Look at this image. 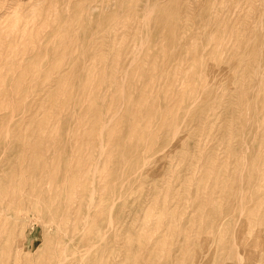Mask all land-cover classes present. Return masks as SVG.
Wrapping results in <instances>:
<instances>
[{"label": "rangeland", "instance_id": "rangeland-1", "mask_svg": "<svg viewBox=\"0 0 264 264\" xmlns=\"http://www.w3.org/2000/svg\"><path fill=\"white\" fill-rule=\"evenodd\" d=\"M0 264H264V0H0Z\"/></svg>", "mask_w": 264, "mask_h": 264}, {"label": "bare ground", "instance_id": "bare-ground-1", "mask_svg": "<svg viewBox=\"0 0 264 264\" xmlns=\"http://www.w3.org/2000/svg\"><path fill=\"white\" fill-rule=\"evenodd\" d=\"M23 40H24V39H23ZM23 65H24V64H23ZM19 72H20V71H19ZM55 77H56V76H55ZM55 77H54V78H55ZM59 77H60V76H59ZM123 89H124V88H123ZM65 96H66V95H65ZM12 98H13V97H12ZM177 98H178V97H177ZM41 102H42V101H41ZM85 103H86V102H85ZM86 105H87V104H86ZM10 110H11V109H10ZM10 110H9V111H10ZM171 114H172V113H171ZM173 114H174V113H173ZM118 116H119V115H118ZM161 122H162V121H161ZM101 132H102V131H101ZM87 218H88V216H87ZM88 220H89V218H88ZM86 225H87V224H86ZM239 253H240V252H239ZM239 258H240V256H239ZM239 258H238V259H239ZM67 261H68V260H67Z\"/></svg>", "mask_w": 264, "mask_h": 264}]
</instances>
